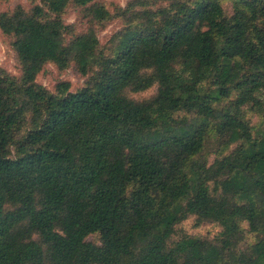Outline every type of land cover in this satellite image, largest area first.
Returning a JSON list of instances; mask_svg holds the SVG:
<instances>
[{"label":"trees","instance_id":"1","mask_svg":"<svg viewBox=\"0 0 264 264\" xmlns=\"http://www.w3.org/2000/svg\"><path fill=\"white\" fill-rule=\"evenodd\" d=\"M28 1L0 14V264H264V0Z\"/></svg>","mask_w":264,"mask_h":264},{"label":"rangeland","instance_id":"2","mask_svg":"<svg viewBox=\"0 0 264 264\" xmlns=\"http://www.w3.org/2000/svg\"><path fill=\"white\" fill-rule=\"evenodd\" d=\"M130 0H97V2L105 4L111 11L116 7L125 6ZM22 6L25 9L31 8V3L28 0H0V14L4 12H13L17 7ZM230 10V5L226 4ZM231 11V10H230ZM68 24H75L77 32H83L87 28L86 21L80 15V9L73 6L69 7L65 16ZM122 27L119 20H114L107 24L104 28L99 29V37L102 45H106L112 35ZM14 39L5 36L0 30V69L4 72L19 77L21 75V67L17 59V53L13 47ZM87 78L83 77L77 69L72 66L65 71L59 70L56 66L49 64L37 77V82L45 86L48 90L55 91L56 86L61 82H70L72 91H77L85 86ZM157 92L156 87L138 94H132V98L143 101L152 98ZM264 99V95H263ZM248 118L253 125L259 126L264 124V117L252 110L248 113ZM213 160V157H212ZM195 218H190L184 228L191 235L205 236L214 238L222 231L217 224L206 222L201 227H194ZM89 241H94L93 237ZM250 242L254 240L250 238Z\"/></svg>","mask_w":264,"mask_h":264}]
</instances>
